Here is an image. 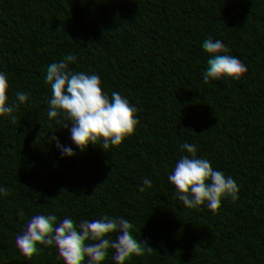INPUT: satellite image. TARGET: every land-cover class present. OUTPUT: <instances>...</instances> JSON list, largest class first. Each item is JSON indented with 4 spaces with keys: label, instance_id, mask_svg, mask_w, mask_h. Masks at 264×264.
I'll return each instance as SVG.
<instances>
[{
    "label": "trees",
    "instance_id": "obj_1",
    "mask_svg": "<svg viewBox=\"0 0 264 264\" xmlns=\"http://www.w3.org/2000/svg\"><path fill=\"white\" fill-rule=\"evenodd\" d=\"M0 264H264V0H0Z\"/></svg>",
    "mask_w": 264,
    "mask_h": 264
}]
</instances>
